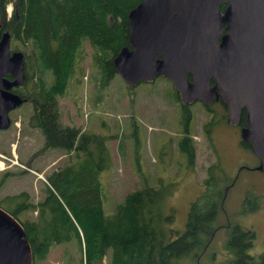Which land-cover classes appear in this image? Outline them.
Returning <instances> with one entry per match:
<instances>
[{"label": "trees", "instance_id": "obj_1", "mask_svg": "<svg viewBox=\"0 0 264 264\" xmlns=\"http://www.w3.org/2000/svg\"><path fill=\"white\" fill-rule=\"evenodd\" d=\"M139 2L0 0V33L7 31L11 40L19 41L24 56L25 81L12 91L29 102L31 113L27 123L40 130L41 149H57L68 156L61 167L45 177L47 186L35 204L26 201L25 192L0 199V204L7 206L4 210L22 225L33 264L43 260L51 246H67L72 242L77 243L80 253L82 243L83 264H101L106 255L107 264H181L184 258L201 264L199 259L217 229V218L231 183L217 162L206 168L202 190L189 205L181 233L167 227L169 217L162 210V190L148 183L124 194L113 212L104 214L99 174L111 165L106 137L58 121L55 95L66 85L67 57L76 54L82 41L87 42L102 81H111L116 76L112 58L121 47L127 46L126 15ZM7 5L11 6L8 17ZM26 49L33 58L30 71L24 69ZM42 70L50 71L51 84L47 85L39 75ZM180 108L183 132L176 145L190 167L195 159L187 127L191 110L188 106ZM2 174L0 187L7 173ZM255 198L248 193L243 203L252 206ZM30 211L35 212L33 218L23 216ZM219 225L227 226L226 249L233 256L230 264H264V246L256 260L247 253L252 229L228 222ZM220 229L226 233L225 228Z\"/></svg>", "mask_w": 264, "mask_h": 264}, {"label": "rangeland", "instance_id": "obj_2", "mask_svg": "<svg viewBox=\"0 0 264 264\" xmlns=\"http://www.w3.org/2000/svg\"><path fill=\"white\" fill-rule=\"evenodd\" d=\"M10 13L11 6L7 5L6 16ZM9 49L23 50L19 41L11 39ZM30 52L25 50L24 69L29 71L33 65ZM65 68L68 70L65 88L55 95L58 121L61 125L106 137L111 154V165L99 174L104 214L112 213L124 194L148 183L162 190V210L169 217L167 227L181 233L189 205L202 190L206 168L217 162L223 176L233 178L234 182L226 192L216 225L229 222L252 229V246L247 253L256 260L255 255L264 246V174L253 169L257 159L240 145L237 131L222 121L221 105L213 103L208 110L211 112L206 113L198 101L190 104L187 127L194 143L195 159L189 167L186 156L177 149L176 143L183 132V123L179 120L181 108L167 79L156 77L154 81L140 82L133 87L118 75L103 82L85 41L76 54L67 57ZM39 75L47 85L52 83L50 71H39ZM30 113L29 102H23L8 113L10 126L0 131V175L7 173L0 197L25 192L26 201L35 204L47 186L45 177L61 167L68 156L57 149H41L40 130L27 123ZM207 121H210L206 124L209 138L203 126ZM248 193L256 197L254 209L242 204L244 194ZM0 207L7 208L3 204ZM34 215L30 211L23 216L31 219ZM225 234L224 229L214 234L199 259L201 264L227 263L223 243L216 241ZM80 249L81 253L74 242L67 246L53 245L38 264H83L82 243ZM214 249L218 254L211 257ZM107 257L101 264H107ZM181 264L195 262L184 258Z\"/></svg>", "mask_w": 264, "mask_h": 264}, {"label": "water", "instance_id": "obj_3", "mask_svg": "<svg viewBox=\"0 0 264 264\" xmlns=\"http://www.w3.org/2000/svg\"><path fill=\"white\" fill-rule=\"evenodd\" d=\"M126 21L127 46L112 58L116 75L131 87L163 77L181 104L219 100L229 125L245 109L240 139L264 174V0H140ZM9 40L0 33V130L26 101L12 91L24 82V56L9 49ZM0 264H32L22 225L1 207Z\"/></svg>", "mask_w": 264, "mask_h": 264}, {"label": "flooded vegetation", "instance_id": "obj_4", "mask_svg": "<svg viewBox=\"0 0 264 264\" xmlns=\"http://www.w3.org/2000/svg\"><path fill=\"white\" fill-rule=\"evenodd\" d=\"M221 5H223L222 6V8L220 9V6ZM221 5H219L218 6V10L220 11V12H222L223 11V9L225 8V6H226V4H221ZM24 59V58H23ZM6 77H8V78H10L8 75H5ZM156 78V77H155ZM154 78V79H155ZM186 78L190 81L191 80V75L188 73L187 74V76H186ZM24 81H25V77H24ZM154 81V80H153ZM208 82H209V85L210 86H212L213 85V79L212 78H209L208 79ZM24 83V82H23ZM22 83V84H23ZM138 83H140V82H138ZM137 83V84H138ZM21 84V85H22ZM137 84H135L134 86H136ZM13 90V89H12ZM14 92V91H13ZM176 93V92H175ZM17 94V93H16ZM19 95V94H18ZM20 96V95H19ZM21 97V96H20ZM176 97H177V94H176ZM178 99V98H177ZM26 100V99H25ZM196 101H198L199 103H201L199 100H194L192 103H194V102H196ZM178 102H179V100H178ZM192 103H187V104H181V103H179V106L181 107V106H184V107H189L190 106V104H192ZM213 103H219L221 106V109H223V113H221V119H222V121L223 122H225V124H227L226 123V106L225 105H223L219 100H217V101H212L211 102V104H209V105H203L202 103H201V106H202V109H203V111H205L206 113L207 112H211V111H208L209 109H210V107H212L213 105ZM208 122H210V121H207L206 123L208 124ZM205 123V124H206ZM228 126H231V127H233L236 131H237V139L239 140V143H240V145L243 147V148H245V149H247V150H249L250 151V148H249V145L247 144V143H245V142H243L241 139H240V135H239V130L242 128V127H244L245 125H246V111H245V109H241L240 110V113H239V116H238V120H237V123L235 124V125H229V124H227ZM0 131H2V130H0ZM205 132H208L207 130L205 131ZM231 136V135H230ZM207 138H209V135L208 136H206ZM234 142V141H233ZM232 142V143H233ZM231 143V144H232ZM257 159V158H256ZM257 162H258V160H257ZM257 165V164H256ZM255 165V166H256ZM254 166V167H255ZM254 169V168H253ZM255 170V169H254ZM257 171V170H256ZM259 172V171H258ZM261 173V172H260ZM263 174V173H262ZM2 177H3V174L2 175H0V180H2ZM4 181H5V178H4ZM233 182H234V179L233 178H231V183H230V187L232 186V184H233ZM1 188V187H0ZM246 193H247V191H246ZM245 195L246 194H244V197H245ZM2 197H4V196H1L0 197V199L2 198ZM244 197H243V202H244ZM242 202V204L244 205V207L245 208H247V209H254L255 207H256V204H252V206L251 205H247V204H244ZM229 223V222H228ZM227 228V226H222V225H217V229H216V231L213 233V235L211 236V238H210V241H209V245H210V243L212 242V240H213V236H214V234L215 233H217V231L220 229V228ZM227 237H228V232H227V229H226V234H225V236H223V237H220V238H222L221 240H216V241H218V243L221 245L222 243H223V246H224V249H225V251H224V253L225 254H227L228 255V257L227 258H225V262H227L226 264H230V261H232V259H233V256H232V254L226 249V243H227ZM252 241V240H251ZM249 242V245H250V247L252 246V242ZM208 245V246H209ZM208 246L206 247V249H205V251L208 249ZM249 247V248H250ZM248 248V251H250L251 249H249ZM262 249H263V247H262ZM262 249H261V251H262ZM211 254H212V257H214V255H216V254H218V252H217V250L216 249H214V250H212L211 251ZM259 254V253H258ZM258 254H256L255 256H257ZM222 264H223V262H222Z\"/></svg>", "mask_w": 264, "mask_h": 264}, {"label": "bare ground", "instance_id": "obj_5", "mask_svg": "<svg viewBox=\"0 0 264 264\" xmlns=\"http://www.w3.org/2000/svg\"><path fill=\"white\" fill-rule=\"evenodd\" d=\"M8 9V8H7Z\"/></svg>", "mask_w": 264, "mask_h": 264}]
</instances>
